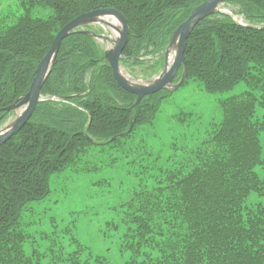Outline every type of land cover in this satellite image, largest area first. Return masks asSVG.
I'll use <instances>...</instances> for the list:
<instances>
[{"label": "trees", "instance_id": "1", "mask_svg": "<svg viewBox=\"0 0 264 264\" xmlns=\"http://www.w3.org/2000/svg\"><path fill=\"white\" fill-rule=\"evenodd\" d=\"M204 1L19 0V15H0V126L9 114L4 108L28 91L38 61L72 18L118 10L128 26L123 60L139 63L141 54L162 52L175 28ZM224 3L236 5L249 23L264 24V0ZM35 8L50 12L35 16ZM184 59L185 81H198L207 93L241 81L247 90L220 102L221 120L179 160L147 150L143 163L129 162L121 219L110 224L122 230L121 248L130 253L125 264H264V203L246 202L251 192L264 195V179L255 171L264 164V120L255 116L257 105L264 109V25L242 26L219 12L206 16L188 35ZM165 93L144 96L133 107L136 96L117 84L90 35L75 31L62 39L41 88L60 100L39 102L0 145V264H113L90 251L81 258L85 247L75 237L71 252L27 251L32 234L25 210L40 205L52 179L65 170L104 172L99 167L105 160L114 168L110 158L116 171L124 170L116 162L137 144L146 147L132 142L151 127ZM94 160L102 165L93 166Z\"/></svg>", "mask_w": 264, "mask_h": 264}, {"label": "rangeland", "instance_id": "2", "mask_svg": "<svg viewBox=\"0 0 264 264\" xmlns=\"http://www.w3.org/2000/svg\"><path fill=\"white\" fill-rule=\"evenodd\" d=\"M19 4V0H0V15H19L22 12V6ZM220 8L226 10L231 18L245 22L236 5L225 3ZM49 12L47 8H35L33 14L46 16ZM87 26L95 34H103L112 39L119 36L121 28L118 21L113 28L108 24L95 22L88 23ZM93 40L102 51L110 45L107 39ZM121 61L122 72L126 74L128 80L136 84L150 82L161 72L165 63L164 58H158L154 54L144 57L139 63L133 62L132 59ZM181 74L182 69H179L174 84L180 80ZM246 90V84L241 81L230 90L207 93L198 81L187 79L177 89L165 93L151 127L146 134L132 142L133 144L141 140L146 147L137 144V149L129 153L131 156H123L116 162L121 163L124 170L116 171L118 167H115L114 160L110 158L109 165L114 166L111 169L107 168L106 160L107 165L100 164L98 160L91 161L93 166L102 165L99 168L104 172L100 170L74 173L65 170L52 179L50 193L45 200L40 205H31L25 210L23 219L25 223L29 222L27 228L32 234L25 244V249L31 251L34 248L45 254L49 249L57 253L61 247L63 252H71L77 247L72 240V237H75L85 247L83 251L81 250V258L90 251L94 255L105 256L110 263L125 264L130 253L121 248L122 230L115 229L110 224L111 222L119 224L121 219V210L118 206L128 192L127 180H130V177L126 169L129 162L133 161L136 165L143 163L145 161L143 156L147 150L161 159L174 154L175 159L179 160L184 156L185 149L196 146L209 131L210 126L221 120L220 102ZM17 112L18 110L9 112L2 124L11 122ZM255 116L264 120V109L257 105ZM139 132L140 130H136L134 134ZM127 139L130 141L129 137ZM259 141L264 160V131L260 132ZM255 171L264 179V164L255 166ZM257 201L264 203V195L251 192L246 202ZM50 217H54L55 220L51 221ZM44 234L46 237L42 239Z\"/></svg>", "mask_w": 264, "mask_h": 264}, {"label": "water", "instance_id": "3", "mask_svg": "<svg viewBox=\"0 0 264 264\" xmlns=\"http://www.w3.org/2000/svg\"><path fill=\"white\" fill-rule=\"evenodd\" d=\"M222 3L223 0H205L190 12L188 17L177 26L171 35L169 43L165 49V64L163 71L153 80L145 84H136L128 80L120 71L118 61L127 42L128 27L125 17L118 10L114 8H100L81 13L72 18L58 30L47 51L37 63L28 91L17 102L4 108L6 111H11L22 107V110L8 126L0 129V145L8 140L12 135L16 134L30 118L36 105L41 100L42 85L51 71L62 39L77 28L91 22H103L114 27L113 24L104 20L105 17H114L119 21L121 24L119 36L115 41H113L112 47L105 51V59L110 66L111 73L117 84L124 90L136 96L135 102L133 103V107H135L144 96L153 94L164 88L170 89L172 80L175 78L181 65L183 66L182 76L179 82L173 85V88H177L178 85L182 83L186 76V66L184 60L185 41L197 22L204 17L213 14ZM83 32L93 35L91 31L84 30ZM95 36L106 39L108 38L104 35ZM172 47H175L176 49L175 57L172 62L168 64L166 54ZM129 131L130 127L126 132L119 134V137L124 136ZM112 139H115V137H112Z\"/></svg>", "mask_w": 264, "mask_h": 264}, {"label": "bare ground", "instance_id": "4", "mask_svg": "<svg viewBox=\"0 0 264 264\" xmlns=\"http://www.w3.org/2000/svg\"><path fill=\"white\" fill-rule=\"evenodd\" d=\"M203 3V2H202ZM201 4V3H200ZM199 4V5H200ZM211 15H213V14H211ZM210 16V15H209ZM104 20H106V21H108V22H110L111 24H113V25H115V20H112V17H109V18H104ZM100 23H103V22H100ZM115 36H116V34H115ZM174 54H175V52H174V50L173 49H171V50H169L168 52H167V58H168V63H170L172 60H173V58H174ZM21 108L18 110V114L21 112ZM9 124H7L6 126H8Z\"/></svg>", "mask_w": 264, "mask_h": 264}]
</instances>
